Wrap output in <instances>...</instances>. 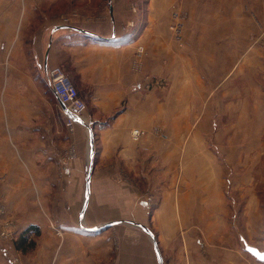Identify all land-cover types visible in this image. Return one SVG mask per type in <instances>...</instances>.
Returning a JSON list of instances; mask_svg holds the SVG:
<instances>
[{
	"label": "crops",
	"instance_id": "obj_1",
	"mask_svg": "<svg viewBox=\"0 0 264 264\" xmlns=\"http://www.w3.org/2000/svg\"><path fill=\"white\" fill-rule=\"evenodd\" d=\"M75 1L81 16L76 27L89 34L59 28L63 24L52 9L62 0H0V52L4 51L0 53V72L6 53L12 54L17 66L22 68V59L27 64L21 51L27 41L30 62L39 72L32 77L25 70L19 71V79L11 86V97L0 101V200L9 203L5 211L0 210V264H158L151 242H119L117 250L113 230L118 225L104 224L137 215L133 213L135 206L140 215L141 211H147L146 218L149 211V197L138 195L133 205L131 192L124 196L118 170L123 165L130 168L137 164L142 149L150 150V154L154 152L155 162L161 157L156 130L163 127L164 102L162 92H157V83L158 76L164 73L162 58L166 47L159 28L163 21L155 18L161 14L156 10L165 8L164 2L144 0L143 5L152 9L150 16L155 18L147 17L142 30L132 35L133 32L127 34L126 28L123 29L128 0H108L103 13L100 2ZM216 1H220L219 6H211L216 10L226 7L241 10L248 2L251 5L252 1L260 2ZM175 2L177 7L174 5L173 9L179 8L182 0ZM139 43L147 52L144 56L137 55L142 57L141 66H132ZM69 59L86 87H82L81 94L87 104L91 103L102 114L115 113L109 122L97 121L89 112L84 113L71 135L78 157L73 164L59 166L55 149L50 148L54 144L52 139L63 133L61 125L65 117L44 76L47 67L63 65ZM17 66L13 68L18 69ZM151 78L155 91L148 90ZM84 123L92 128L94 136V169L88 193L84 171L86 168L87 172L89 137ZM135 129L141 132L138 139L131 135ZM63 139L58 145L65 142ZM133 141H139L140 146ZM34 187L45 189L35 196ZM12 191L16 192L15 196ZM172 191L164 192L160 208L151 216L155 230H149L159 241L163 264H196L190 257V250L195 249L192 242H174L167 236L173 237L180 228L174 216L178 203L176 199L173 201ZM36 200L41 203V211L35 205ZM8 221L14 225H5ZM137 223L145 225L141 221ZM30 225H37L40 235L34 239V249L22 253L12 237ZM182 249L187 252L186 257L180 255Z\"/></svg>",
	"mask_w": 264,
	"mask_h": 264
},
{
	"label": "rangeland",
	"instance_id": "obj_2",
	"mask_svg": "<svg viewBox=\"0 0 264 264\" xmlns=\"http://www.w3.org/2000/svg\"><path fill=\"white\" fill-rule=\"evenodd\" d=\"M73 2L76 1L62 0L52 9L63 25L76 26V20L81 17ZM83 2H100V13L107 10L108 0ZM144 2L128 0L123 16L125 33H139L146 19L155 18L150 16L152 9H146ZM163 2L164 9H154L161 12L155 19L163 21L159 28L166 47L162 58L164 73L158 76L157 83V92H162L164 102L163 127L156 130L161 157L155 162L154 152L150 154V150L142 149L137 164L130 168L123 165L118 170L124 196L131 192L133 205L138 195L149 197L150 204L147 218V211H141L140 215L135 206L133 213L137 215L119 220L136 219L154 232L151 216L160 208L164 192L172 189V199L178 203L174 216L180 228L173 237L167 236L174 242H192L195 249L190 250V257L196 264L201 261L264 264L245 251L240 240L242 236L250 245L264 250V0L252 1L253 5L248 2L241 10L226 7L225 1L226 9H213L211 6H219L220 1L216 0H182L179 10L173 9L174 5L177 7L175 0ZM176 23L180 24L179 37L171 29ZM27 42L22 44L27 62L22 59V68L15 64L11 53L3 55L0 101L11 97V86L19 79V71L25 70L32 77L39 73L30 62ZM139 46L143 47L144 56L147 49L141 43L134 55ZM138 57L133 58L132 66L142 65V57ZM14 65L19 68L14 69ZM58 66L78 89L86 105L85 113L89 112L97 121L109 122L115 112L102 114L91 103L87 104L71 59ZM7 80L11 81L7 83ZM44 80L49 87L45 76ZM148 86L151 88L148 90L155 91L153 78ZM75 126L70 129L62 123L63 133L52 139L54 144L50 149H55L59 166L73 164L78 157L79 151L71 138ZM62 139L65 142L58 145ZM139 141L133 144L138 147ZM42 189L45 187H34L35 196L43 193ZM12 192L15 196L16 192ZM7 204L0 200V210L5 211ZM35 205L41 211V203L36 200ZM5 225L14 223L8 221ZM114 225H118L113 230L117 250L119 242L152 243L139 227L125 222ZM13 236L15 240L18 237ZM180 255L187 256L185 249Z\"/></svg>",
	"mask_w": 264,
	"mask_h": 264
},
{
	"label": "built area",
	"instance_id": "obj_3",
	"mask_svg": "<svg viewBox=\"0 0 264 264\" xmlns=\"http://www.w3.org/2000/svg\"><path fill=\"white\" fill-rule=\"evenodd\" d=\"M179 25L176 23L174 27L171 26V29H173L174 34H176L177 37H179ZM142 52L143 47H137L136 55H140ZM45 77L50 89L62 105L61 111L65 117V125L72 129L74 124L77 122V119H81L82 115L86 111L85 102L79 97L78 89L60 66L54 65L47 67L45 69ZM132 132L135 139H137L141 134L138 129H135Z\"/></svg>",
	"mask_w": 264,
	"mask_h": 264
},
{
	"label": "water",
	"instance_id": "obj_4",
	"mask_svg": "<svg viewBox=\"0 0 264 264\" xmlns=\"http://www.w3.org/2000/svg\"><path fill=\"white\" fill-rule=\"evenodd\" d=\"M59 28H69V29H73V30L78 31V32L88 33L89 34V32H87V31H85V30H83L81 28H78L76 26H72V25H60ZM77 120H80V119H77ZM84 125H85V127L87 129V133H88V137H89L88 165H87V175H86V192L88 193L89 192V180H90V176H91V172H92V165H93V154H94L93 138H94V136H93L92 128L87 123H84ZM86 204H87V198L84 201L82 212L85 209ZM121 222H125V223H128L130 225L139 227L145 233H147L150 236V238H151V241H152V244H153V248H154V251H155V255H156V259H157V263L158 264H163V258H162L160 249L158 247V243H157L154 235L151 233V231L145 225H142L140 223L134 222L132 220H128V221L115 220V221H110L108 223H105L104 226H111V225H114V224H117V223H121ZM91 229L92 230H96L97 228H91ZM240 240H241V242L243 244V248H244L245 251L249 252L257 260L264 262V250H259L257 247H255L253 245H250L249 243H247L245 238L242 237V236H240Z\"/></svg>",
	"mask_w": 264,
	"mask_h": 264
},
{
	"label": "trees",
	"instance_id": "obj_5",
	"mask_svg": "<svg viewBox=\"0 0 264 264\" xmlns=\"http://www.w3.org/2000/svg\"><path fill=\"white\" fill-rule=\"evenodd\" d=\"M40 235V229L37 225H30L23 230L15 240V247L22 253L35 247L34 239Z\"/></svg>",
	"mask_w": 264,
	"mask_h": 264
}]
</instances>
